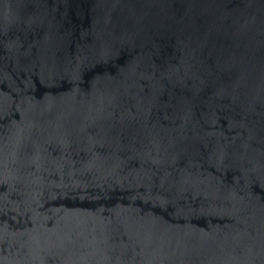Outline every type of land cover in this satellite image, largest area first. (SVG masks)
Masks as SVG:
<instances>
[{"label": "water", "instance_id": "1", "mask_svg": "<svg viewBox=\"0 0 264 264\" xmlns=\"http://www.w3.org/2000/svg\"><path fill=\"white\" fill-rule=\"evenodd\" d=\"M0 264H264V0H0Z\"/></svg>", "mask_w": 264, "mask_h": 264}]
</instances>
